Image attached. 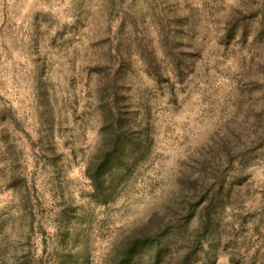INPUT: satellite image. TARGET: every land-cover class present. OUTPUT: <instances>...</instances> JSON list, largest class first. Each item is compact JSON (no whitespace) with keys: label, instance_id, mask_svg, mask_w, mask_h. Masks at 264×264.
Masks as SVG:
<instances>
[{"label":"rangeland","instance_id":"1","mask_svg":"<svg viewBox=\"0 0 264 264\" xmlns=\"http://www.w3.org/2000/svg\"><path fill=\"white\" fill-rule=\"evenodd\" d=\"M110 110L145 138L101 193ZM162 223L130 264H264V0H0V264H116Z\"/></svg>","mask_w":264,"mask_h":264},{"label":"trees","instance_id":"2","mask_svg":"<svg viewBox=\"0 0 264 264\" xmlns=\"http://www.w3.org/2000/svg\"><path fill=\"white\" fill-rule=\"evenodd\" d=\"M109 113L105 117L108 121L111 118H115L109 123L113 127V131H111V135L107 138V141L104 142L100 156L92 168H86V175L90 180L93 190L101 193L114 186V181H120L125 175L130 173L132 165L136 162L137 155H140L143 149V141L140 140L145 138V133L142 131L140 124H135L136 122L131 123L133 126H137L138 137L135 138L136 131L134 129L112 125L118 121V111L114 113V111L110 110ZM125 117L129 116L126 115ZM125 117L124 120L126 121ZM132 125L129 126L132 127ZM208 216L209 212H205L206 220ZM166 231L167 225L162 223L154 232L144 229L141 233L133 235L118 254L116 264H130L135 252L143 246L152 249L153 253L150 258L153 261L152 263L159 261L162 252L161 240L165 236ZM188 258V255L185 254L180 264H190ZM59 264H62V261Z\"/></svg>","mask_w":264,"mask_h":264}]
</instances>
